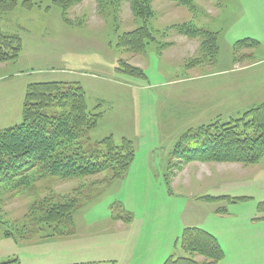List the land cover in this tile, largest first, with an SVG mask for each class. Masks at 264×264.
Returning a JSON list of instances; mask_svg holds the SVG:
<instances>
[{"label":"rangeland","instance_id":"1","mask_svg":"<svg viewBox=\"0 0 264 264\" xmlns=\"http://www.w3.org/2000/svg\"><path fill=\"white\" fill-rule=\"evenodd\" d=\"M0 31L20 38L18 58L0 63V132L23 122L30 85L62 82L83 90L90 114L65 150L101 163L105 139L135 150L125 171L0 177V261L163 264L199 228L223 247L218 264H264V157L175 155L186 133L264 103V0H18Z\"/></svg>","mask_w":264,"mask_h":264},{"label":"trees","instance_id":"2","mask_svg":"<svg viewBox=\"0 0 264 264\" xmlns=\"http://www.w3.org/2000/svg\"><path fill=\"white\" fill-rule=\"evenodd\" d=\"M171 1L189 6L194 0ZM17 2L0 0V12L12 11ZM19 39L17 35L0 31V63L18 58ZM243 44L246 42L243 41ZM129 45L135 47L134 39L130 40ZM55 102L67 113L59 117L48 115L47 109ZM89 115L83 90L78 86L62 82L30 85L25 97L23 122L0 132V177L24 173L36 165H42L50 175L64 179L108 169L127 170L135 158L134 147L128 141L117 145L110 138L105 139L110 156L102 163L98 162V156L88 157L80 149L65 150L74 138L76 129L86 126ZM175 155L185 165L194 162L258 164L264 157V103L246 111L239 119L229 122L217 120L186 133L178 143ZM221 198L232 202L246 199L228 196H206L203 199L213 203ZM63 210L61 208V212ZM260 210L264 212V202L260 204ZM224 212L226 210H217V213ZM180 246L185 256H170L163 264H218L225 258L218 238L199 228L185 229ZM198 256L205 261H199ZM18 262L0 261V264Z\"/></svg>","mask_w":264,"mask_h":264}]
</instances>
